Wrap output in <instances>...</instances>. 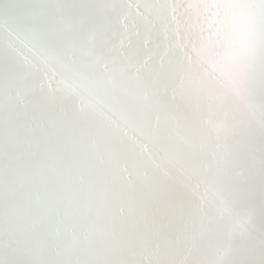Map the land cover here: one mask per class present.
<instances>
[{"label":"snow or ice","instance_id":"1","mask_svg":"<svg viewBox=\"0 0 264 264\" xmlns=\"http://www.w3.org/2000/svg\"><path fill=\"white\" fill-rule=\"evenodd\" d=\"M0 264H264V0H0Z\"/></svg>","mask_w":264,"mask_h":264}]
</instances>
